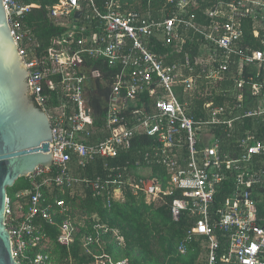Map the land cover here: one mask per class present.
I'll return each instance as SVG.
<instances>
[{"label":"built area","instance_id":"1","mask_svg":"<svg viewBox=\"0 0 264 264\" xmlns=\"http://www.w3.org/2000/svg\"><path fill=\"white\" fill-rule=\"evenodd\" d=\"M191 1L179 0L178 5L183 10ZM3 3L28 70L30 92L47 113L52 132V164L36 168L27 176L30 185L7 197L5 218L14 259L21 264H57L51 254L54 242L70 250L78 240L79 255L87 256L81 264H131L128 258L115 259L105 251L107 234L123 244L117 229L96 215L71 214L69 203L53 197L54 187L68 188L73 194L76 187L83 185L93 196L105 197L104 205L109 209L114 199L121 198V188L127 183L132 193H142L147 203H167L172 220L183 216L189 220L186 243L177 247L180 253H185L193 241L201 247L196 261L202 264H264V139L253 135L241 138L238 145L242 152L238 156L215 145L202 144V129L221 124L225 111L222 107L210 109L209 102L205 105L210 112L208 118L190 114L189 102H181L175 89L183 87L190 93L194 76L182 73L177 64L165 63L161 54L148 48L153 38L162 45L173 44L179 39L180 26L193 27L192 23L186 24L182 15L174 14L151 19L132 10H121L115 0H105L101 6L96 0H54L46 5L48 16L65 31L42 50L41 41L21 19L32 9H40V1ZM228 6V21L214 24L212 32L200 31L222 50L221 62L206 75L223 79L238 65L233 89L241 91L250 85L261 93L264 80L259 79L257 65L264 64V50L248 46L243 49L236 43L242 34L239 19L248 17L252 6H258L263 13L264 0H237ZM78 12L80 18L76 17ZM209 15L213 17L215 13ZM89 24L96 29L90 34L86 30ZM256 36L260 37V33ZM261 42L264 44V34ZM231 54L238 57L236 63ZM86 58L105 60L117 69L105 111L106 134L92 141L89 138L94 125L85 85L89 78L102 76V72L99 67L87 66ZM245 67H255V74L245 76ZM185 68L192 70V63L186 61ZM53 98L58 99L56 103ZM239 98H243L242 94ZM244 114L257 116L262 112L248 110ZM132 145L138 146V153L146 161L137 162V166L162 165L164 176L154 173L153 166L148 176L134 178L108 171L104 179H89L71 170L73 156L74 163L84 167L98 156L115 157ZM53 167V174H48ZM167 197L172 199L168 201ZM57 214L65 218L53 242L37 218L54 224ZM88 220L91 223L87 224ZM63 264H75L70 253Z\"/></svg>","mask_w":264,"mask_h":264},{"label":"trees","instance_id":"2","mask_svg":"<svg viewBox=\"0 0 264 264\" xmlns=\"http://www.w3.org/2000/svg\"><path fill=\"white\" fill-rule=\"evenodd\" d=\"M96 1L101 6V3L105 0ZM115 1L120 3L121 10H132L138 13V15L144 14L145 17L151 19H162L174 14L178 16L182 15L187 22L186 24L192 23L193 27L185 24L184 26L186 27L181 25L183 34H185V40L181 45L178 44V53L175 54V57L178 61H182L184 66L186 65V61H190L193 64L195 58L199 55L200 44L203 42V39L209 47L214 49V52L218 53L214 59L221 62L219 53L222 50L213 41L206 39L202 34L203 32L201 33L200 31L212 32L214 24H222L228 21L227 18L231 15L228 3L231 4L237 0H192L183 10L178 5L179 0ZM41 2L40 9H32V11L23 15L21 19L24 21L25 26L41 41L40 48L43 50L50 45L53 37L61 36L65 29L56 24L48 16L46 5L53 3L54 0H41ZM210 12H214L215 16L211 17L209 15ZM249 24V19L243 22V26L247 28H250ZM240 43L242 46L252 43L256 47L258 40L252 35L247 34L246 40L243 43L241 34ZM149 47L152 51L159 52L151 44ZM230 57L236 63L238 57L235 54H231ZM85 63L87 66L93 65L94 68L99 67L102 72V76L89 78L85 85V96L94 125L93 135L89 138V141H92L94 138L106 134L104 127L105 111L110 97L112 76L117 69L108 66L105 60H97L96 62L86 58ZM208 90H212V85ZM57 100L55 98L52 99L55 103ZM143 140L145 141L146 139ZM136 147L132 145L129 149L118 153L115 157H96L95 160L88 162L84 167L77 166L74 163L76 159L73 156L70 162L71 170L76 175L88 177L89 179H94L96 176L104 179L108 171L110 173L117 171L123 173L124 167L130 171L132 168H136L137 162L138 164L146 162L143 156L138 153V148ZM152 166L154 173H164L162 165L153 164ZM53 169L54 167L48 174H53ZM161 176H164V174ZM29 185V178L20 177L12 187L7 188L8 195L12 197L15 191ZM75 190L76 192L71 194L68 188L58 190L57 187H54L53 197L62 198L65 202L69 203L71 205V214H82L84 212L88 217L96 215L110 228L118 229L124 238L123 245H119L118 241L111 237V234L105 235V251L110 253L115 259L128 258L131 264H202L196 261L201 250L200 245L196 242L192 241L188 243L185 253H180L177 250L180 243H186L184 241L185 231L190 222L185 216L178 221L172 220L167 203L161 201L160 205H153L154 203L151 205L147 204L142 193L135 195L125 186V189H122L123 200H113L111 207L108 209L104 205L105 197L93 196L92 192L83 185L76 187ZM79 190H81L80 193H78ZM166 199L170 201L172 197H167ZM64 218L63 214H57L54 217V224H50L40 218H37V220H39L42 229L54 242L58 234V225ZM88 223H91L90 220L87 221ZM83 231L85 230L82 229ZM80 234L81 230L78 235ZM69 253L72 255L75 264H81L87 260L86 255H79L80 245L78 240L75 241L70 250L55 242L51 247V254L57 264H63L64 257Z\"/></svg>","mask_w":264,"mask_h":264},{"label":"crops","instance_id":"3","mask_svg":"<svg viewBox=\"0 0 264 264\" xmlns=\"http://www.w3.org/2000/svg\"><path fill=\"white\" fill-rule=\"evenodd\" d=\"M37 1H40V3L42 4L41 0ZM250 11L251 12L248 17H242L238 21L241 24L242 41L244 43V41L246 40V35L250 34L258 40V45L254 47V45L251 43L246 46H248L251 50H264V44H262L261 42L262 35L264 34V12L262 13V11L258 9V6L250 7ZM140 15L144 16V14ZM76 17L80 18L81 13L78 12L76 14ZM248 19L250 20V28L243 26V22ZM86 30L88 34L96 31L94 26L90 24L88 25ZM183 33L184 32L182 31L180 26L179 39H177V41H174L173 44L162 45L161 41L156 38H153V42H151L150 44L154 48H157L159 50V52H154L161 54L165 63L177 64L181 67L182 73L194 76L195 85L194 89L190 93H187L183 89V87H178L175 89L176 96L181 102H184L185 100L189 102L190 114H192L194 117H201L205 119L208 118L210 116V112L207 108L208 106L206 107L205 105H207L209 102L212 103L209 106L210 109L222 107L225 111L224 115L221 116V119L223 120L221 124L207 126L202 129V144H208L209 146L215 145L224 152L227 151L230 152L232 155L238 156L239 153L242 152V148L238 145V142L241 141V138L245 137L246 135H253V137L255 138H260L261 140L264 139V91L261 93H256L255 91H253V88L250 85H247L245 89L241 91H235L233 89L234 78L235 73L239 68L238 65H235L233 67L232 74H225L223 79L208 78L206 74L217 66L218 61L214 58L218 53L214 52V49L209 47V45L204 39L203 42L200 44L199 55L195 58L192 64L193 69H186L185 66L182 64V61H178V59L175 57V54L178 53V44L181 45V43L185 40V34ZM256 33H260V37H257ZM236 45L240 48L245 49V47L241 45L240 40L236 43ZM220 54L221 53H219V55ZM257 69L260 75L259 79L264 80V64H261L260 66L257 65ZM255 72V67L244 68L245 76L254 75ZM211 85L212 90L209 91L208 88L211 87ZM239 94H242L243 96L241 100L239 98ZM152 98L154 99L155 97ZM258 109L261 110L262 114L257 116L244 114L248 110L253 111ZM151 168L152 166L150 167L147 165H136V168H132L130 171H127V169L124 167V172L122 174L125 178H134L133 176L138 175L148 176L147 173ZM125 186H127L132 193V190L129 185L125 183L121 188V198L114 199V201L123 200L122 189H125ZM218 197L219 196H217V198ZM156 204L160 205V202H154L153 205ZM86 261L87 260L83 262Z\"/></svg>","mask_w":264,"mask_h":264},{"label":"water","instance_id":"4","mask_svg":"<svg viewBox=\"0 0 264 264\" xmlns=\"http://www.w3.org/2000/svg\"><path fill=\"white\" fill-rule=\"evenodd\" d=\"M51 140L49 117L30 92L28 70L0 0V264H21L12 255L6 225L7 188L52 164Z\"/></svg>","mask_w":264,"mask_h":264}]
</instances>
